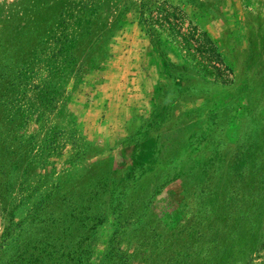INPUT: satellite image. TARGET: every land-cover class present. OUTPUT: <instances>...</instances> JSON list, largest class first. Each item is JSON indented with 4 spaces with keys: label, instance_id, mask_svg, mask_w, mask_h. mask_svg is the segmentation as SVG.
I'll use <instances>...</instances> for the list:
<instances>
[{
    "label": "rangeland",
    "instance_id": "1",
    "mask_svg": "<svg viewBox=\"0 0 264 264\" xmlns=\"http://www.w3.org/2000/svg\"><path fill=\"white\" fill-rule=\"evenodd\" d=\"M0 0V264H264V0Z\"/></svg>",
    "mask_w": 264,
    "mask_h": 264
},
{
    "label": "trees",
    "instance_id": "2",
    "mask_svg": "<svg viewBox=\"0 0 264 264\" xmlns=\"http://www.w3.org/2000/svg\"><path fill=\"white\" fill-rule=\"evenodd\" d=\"M139 8L141 23L164 36L203 77L222 85L233 82V71L216 43L181 7L168 1L140 0Z\"/></svg>",
    "mask_w": 264,
    "mask_h": 264
}]
</instances>
